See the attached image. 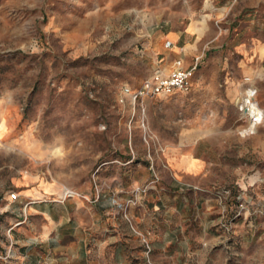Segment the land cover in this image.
Returning <instances> with one entry per match:
<instances>
[{
  "label": "rangeland",
  "instance_id": "1",
  "mask_svg": "<svg viewBox=\"0 0 264 264\" xmlns=\"http://www.w3.org/2000/svg\"><path fill=\"white\" fill-rule=\"evenodd\" d=\"M0 264H264V0H0Z\"/></svg>",
  "mask_w": 264,
  "mask_h": 264
},
{
  "label": "built area",
  "instance_id": "2",
  "mask_svg": "<svg viewBox=\"0 0 264 264\" xmlns=\"http://www.w3.org/2000/svg\"><path fill=\"white\" fill-rule=\"evenodd\" d=\"M190 76L191 70L184 68L181 61H177L171 72L165 73L162 69H157L138 90L131 91L126 88L124 91L132 97L134 103L144 97L173 95L190 89ZM11 197L15 200L18 194L12 193Z\"/></svg>",
  "mask_w": 264,
  "mask_h": 264
},
{
  "label": "bare ground",
  "instance_id": "3",
  "mask_svg": "<svg viewBox=\"0 0 264 264\" xmlns=\"http://www.w3.org/2000/svg\"><path fill=\"white\" fill-rule=\"evenodd\" d=\"M254 96V92L252 89L247 90V99L244 100V107L246 109V112L248 113L250 119L253 120L252 126L254 125V120H259L261 118L262 112L257 106V104L252 100ZM245 112V113H246ZM256 122V121H255Z\"/></svg>",
  "mask_w": 264,
  "mask_h": 264
}]
</instances>
